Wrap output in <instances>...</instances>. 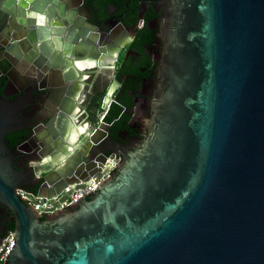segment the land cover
Wrapping results in <instances>:
<instances>
[{
    "label": "water",
    "instance_id": "obj_1",
    "mask_svg": "<svg viewBox=\"0 0 264 264\" xmlns=\"http://www.w3.org/2000/svg\"><path fill=\"white\" fill-rule=\"evenodd\" d=\"M83 2L0 0L2 50L89 48ZM161 2L148 130L110 175V161L88 160L102 139L90 124L34 167L19 165L6 139L18 128L0 97V204L15 217L10 264H264V0ZM112 95L113 87L105 115L114 107L120 116L125 107ZM92 179L101 180L94 192L60 209ZM28 184L49 207L20 196Z\"/></svg>",
    "mask_w": 264,
    "mask_h": 264
},
{
    "label": "flooded vegetation",
    "instance_id": "obj_2",
    "mask_svg": "<svg viewBox=\"0 0 264 264\" xmlns=\"http://www.w3.org/2000/svg\"><path fill=\"white\" fill-rule=\"evenodd\" d=\"M80 13L86 19L89 48L71 56L22 51L11 56L2 50L7 39L0 36V97L18 128L6 139L21 154L19 165L34 167L51 151L68 147V139L74 143L90 124L102 139L89 150L88 160H106L113 166L123 162V153L134 150L148 130L162 61L161 0H84ZM111 87L119 103L131 98L132 106L122 104L120 116L114 107L105 115L104 97ZM91 103L98 104L95 112L88 107ZM140 111L144 117L139 119ZM25 189L34 191L29 184ZM14 218L0 204V245L14 231ZM2 264H10L9 257Z\"/></svg>",
    "mask_w": 264,
    "mask_h": 264
},
{
    "label": "built area",
    "instance_id": "obj_3",
    "mask_svg": "<svg viewBox=\"0 0 264 264\" xmlns=\"http://www.w3.org/2000/svg\"><path fill=\"white\" fill-rule=\"evenodd\" d=\"M114 168H115V164L111 167L110 171H114ZM100 183H101L100 181H96V179H92L91 182L86 187L74 189L72 193L69 195L68 200L63 203L62 208L67 207L73 203H76L81 197L94 192L97 189V187L100 185ZM66 191H69V188H67ZM19 194L25 200L27 197L24 194H30V193H27L24 190H19ZM39 207L40 205L37 206V209ZM13 239L14 238L10 233L0 245V264L4 263L5 259L8 257L12 248V243H14Z\"/></svg>",
    "mask_w": 264,
    "mask_h": 264
},
{
    "label": "rangeland",
    "instance_id": "obj_4",
    "mask_svg": "<svg viewBox=\"0 0 264 264\" xmlns=\"http://www.w3.org/2000/svg\"><path fill=\"white\" fill-rule=\"evenodd\" d=\"M105 75L107 76H111L112 73H109L108 71H104L103 72ZM98 103H100V98L97 100ZM98 104H93L92 103L88 106L90 110H92L93 112H95V109L97 108ZM101 115V114H98V116ZM118 161L117 163H115V168L117 167L118 165ZM27 198L25 199V201L30 204L31 206H33L34 208L37 209V206L40 205V206H45V207H49L50 204L52 203L51 201L47 200V199H38L36 196H31L30 194H24ZM60 209H63V208H60Z\"/></svg>",
    "mask_w": 264,
    "mask_h": 264
},
{
    "label": "trees",
    "instance_id": "obj_5",
    "mask_svg": "<svg viewBox=\"0 0 264 264\" xmlns=\"http://www.w3.org/2000/svg\"><path fill=\"white\" fill-rule=\"evenodd\" d=\"M103 13H104V9H101L100 14H101V15H104ZM144 32H145V29L141 31L142 34H143ZM120 103L123 104V105H125V106H127V107H131V106H132L131 98H129V100H127V101H125L124 99L121 98V99H120ZM42 219H43V218H42ZM14 229H15V225L12 224L10 230L13 231Z\"/></svg>",
    "mask_w": 264,
    "mask_h": 264
},
{
    "label": "bare ground",
    "instance_id": "obj_6",
    "mask_svg": "<svg viewBox=\"0 0 264 264\" xmlns=\"http://www.w3.org/2000/svg\"><path fill=\"white\" fill-rule=\"evenodd\" d=\"M44 20V19H43ZM39 23H44V21H42L41 19L39 20ZM56 45L58 46L59 44H58V42H57V40H56ZM59 47V46H58ZM80 67H84L83 65H81ZM84 130V127L81 129V131H83ZM78 137V135H76V138Z\"/></svg>",
    "mask_w": 264,
    "mask_h": 264
},
{
    "label": "clouds",
    "instance_id": "obj_7",
    "mask_svg": "<svg viewBox=\"0 0 264 264\" xmlns=\"http://www.w3.org/2000/svg\"><path fill=\"white\" fill-rule=\"evenodd\" d=\"M43 19H44V18H43V17H41V20H42V21H43Z\"/></svg>",
    "mask_w": 264,
    "mask_h": 264
}]
</instances>
